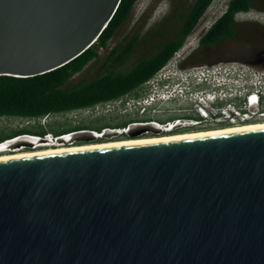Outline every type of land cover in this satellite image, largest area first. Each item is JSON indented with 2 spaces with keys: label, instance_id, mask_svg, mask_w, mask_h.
Masks as SVG:
<instances>
[{
  "label": "water",
  "instance_id": "water-1",
  "mask_svg": "<svg viewBox=\"0 0 264 264\" xmlns=\"http://www.w3.org/2000/svg\"><path fill=\"white\" fill-rule=\"evenodd\" d=\"M121 1L0 0V76L70 63ZM0 264H264V129L0 162Z\"/></svg>",
  "mask_w": 264,
  "mask_h": 264
},
{
  "label": "trees",
  "instance_id": "trees-1",
  "mask_svg": "<svg viewBox=\"0 0 264 264\" xmlns=\"http://www.w3.org/2000/svg\"><path fill=\"white\" fill-rule=\"evenodd\" d=\"M214 1L194 0L189 11L181 15L182 22L175 35L167 42L158 45L152 56L140 59L129 71L120 72L117 69L125 64L133 52L134 41L116 46L111 50L98 76L86 83L70 89L66 88L75 75L82 73L89 64L100 59L98 49H107L130 18L138 0H122L115 16L96 44L70 63L34 77L0 76V119L41 120L58 114H68L114 103L128 97L154 78L185 46ZM252 8V0H230L224 14L200 38L199 47L215 48L224 40H235L238 34L237 15L250 12ZM129 122L125 121L114 126L123 127ZM104 127L108 126L104 125L96 130L100 131ZM87 129L91 128L79 126L53 132L25 128L0 136V143L22 135L44 136L53 133L60 136Z\"/></svg>",
  "mask_w": 264,
  "mask_h": 264
},
{
  "label": "rangeland",
  "instance_id": "rangeland-1",
  "mask_svg": "<svg viewBox=\"0 0 264 264\" xmlns=\"http://www.w3.org/2000/svg\"><path fill=\"white\" fill-rule=\"evenodd\" d=\"M194 0H138L134 10L120 29L107 49H98L100 59L94 61L80 74L75 75L67 84L70 89L86 83L102 72V65L109 52L116 46L135 42L134 50L125 64L118 68L120 72L129 71L140 59L152 56L157 46L172 38L182 19L181 15L188 12ZM230 0H215L208 9L194 33L188 38L184 52H187L180 69L214 65L221 62L240 61L255 68L264 70V0H252L253 8L248 13L237 15L238 34L235 40H224L215 48L199 47V40L212 24L221 17ZM171 68V65L167 66ZM145 86L114 103L99 105L95 108L76 111L68 114H58L41 120H23L17 118L0 119V136L21 129H44L54 131L79 126L97 129L107 125L113 127L125 121H130L143 115L140 106L145 96ZM150 102V101H149ZM141 103V105H139ZM156 101L146 103L153 106ZM148 104V105H147ZM176 104L162 105L173 107ZM181 105V104H180ZM82 133V132H80ZM87 138L81 145L95 143L89 133H82ZM123 139H112L117 141ZM110 141V140H109ZM49 148V147H48ZM57 148V147H53ZM34 149V148H32ZM46 149V148H38ZM30 151L27 149L9 150L3 154H13ZM32 151V150H31Z\"/></svg>",
  "mask_w": 264,
  "mask_h": 264
},
{
  "label": "built area",
  "instance_id": "built-area-1",
  "mask_svg": "<svg viewBox=\"0 0 264 264\" xmlns=\"http://www.w3.org/2000/svg\"><path fill=\"white\" fill-rule=\"evenodd\" d=\"M185 47L178 51L168 64L152 78L147 85L164 83V88L146 99L147 103L154 101L161 104L176 103L178 105L189 102L194 106L195 113L204 122L226 127L241 126L250 123L264 122V70L240 61L221 62L214 65H204L180 69L187 52ZM171 65V68L167 66ZM193 85L205 86L203 90L189 93ZM150 101V102H149ZM143 104V102L141 101ZM139 103V105H141ZM145 103V102H144ZM148 105V104H147ZM181 121L155 124L165 132L174 131ZM132 126L127 128H106L101 131H78L56 136L47 134L44 137L22 135L0 143L4 151L20 142H27L31 149L69 147L76 145L75 137L82 133H89L97 140L105 139L107 135L122 136L127 134ZM82 132V133H80ZM26 148L23 146L19 149Z\"/></svg>",
  "mask_w": 264,
  "mask_h": 264
},
{
  "label": "flooded vegetation",
  "instance_id": "flooded-vegetation-1",
  "mask_svg": "<svg viewBox=\"0 0 264 264\" xmlns=\"http://www.w3.org/2000/svg\"><path fill=\"white\" fill-rule=\"evenodd\" d=\"M149 82V81H148ZM147 82V83H148ZM145 86V96L142 99V102L144 105L140 106V109L143 113V115L139 116L138 118L134 120H130L128 125L126 126H113V127H104L106 128H127L128 126H132L130 131L127 134H124L122 136H114V135H107L105 139H99L95 142H104V141H111L112 139H138V138H146V137H158V136H165V135H175V134H182V133H189V132H196V131H204V130H212V129H218V128H224L226 125H215L211 122H204L202 121L197 114L195 113L194 106L190 105L189 102H184L181 105L176 104L175 106L166 107L162 106L164 104H161L160 102L154 103L153 106H145L146 105V99L151 95H156L157 92H159L161 89L164 88V83L160 82L157 85L152 83L150 85ZM143 86V87H144ZM205 86H197L193 85L192 89H190L189 93H194V91L203 90ZM145 102V103H144ZM166 105V104H165ZM169 105V104H167ZM176 121H181L180 124L176 125L174 131L172 132H165L162 131L160 128H158L155 124H161L165 125L167 123H172ZM121 124V123H120ZM101 129V130H103ZM100 130V131H101ZM78 131H99L96 129H87V130H77L73 132ZM72 133V132H69ZM140 135H136V134ZM53 134V133H48ZM68 134V133H66ZM47 135V134H46ZM44 135V136H46ZM54 135V134H53ZM63 135V134H62ZM33 136H39V135H33ZM41 136V137H44ZM58 136V135H56ZM76 145H81L82 142L85 143L87 141L86 137H83L82 134L75 137ZM23 146H26L27 150H32L30 147L31 145L27 142H20L15 144L12 147V150L19 149ZM1 153V152H0Z\"/></svg>",
  "mask_w": 264,
  "mask_h": 264
},
{
  "label": "bare ground",
  "instance_id": "bare-ground-1",
  "mask_svg": "<svg viewBox=\"0 0 264 264\" xmlns=\"http://www.w3.org/2000/svg\"><path fill=\"white\" fill-rule=\"evenodd\" d=\"M260 129H264V122L250 123L246 125L233 126V127H224V128L222 127L218 129L196 131V132H189V133H182V134H175V135H165V136H158V137H146V138H138V139H123V140H117V141L95 142V143H90V144H85V145L46 148V149L32 150V151L13 153V154L0 153V162L24 159V158H33V157H38V156L63 154V153H69V152H78V151H85V150L138 146V145H145V144H152V143H160V142H167V141H174V140H181V139H189V138H196V137H203V136H211V135L233 133V132H240V131L260 130ZM18 140L20 139L10 140L9 143L16 142ZM3 147L4 146L0 147V152L4 151Z\"/></svg>",
  "mask_w": 264,
  "mask_h": 264
},
{
  "label": "clouds",
  "instance_id": "clouds-1",
  "mask_svg": "<svg viewBox=\"0 0 264 264\" xmlns=\"http://www.w3.org/2000/svg\"><path fill=\"white\" fill-rule=\"evenodd\" d=\"M248 13V12H247ZM240 14H242V13H240Z\"/></svg>",
  "mask_w": 264,
  "mask_h": 264
}]
</instances>
